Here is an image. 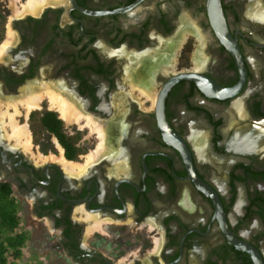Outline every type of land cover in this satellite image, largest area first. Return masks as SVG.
Here are the masks:
<instances>
[{
  "label": "flooded vegetation",
  "instance_id": "af4514ba",
  "mask_svg": "<svg viewBox=\"0 0 264 264\" xmlns=\"http://www.w3.org/2000/svg\"><path fill=\"white\" fill-rule=\"evenodd\" d=\"M61 1L12 16L0 98L58 83L104 142L70 171L0 119V184L33 243L72 264H264V0H218L217 30L214 0Z\"/></svg>",
  "mask_w": 264,
  "mask_h": 264
},
{
  "label": "rangeland",
  "instance_id": "374dc122",
  "mask_svg": "<svg viewBox=\"0 0 264 264\" xmlns=\"http://www.w3.org/2000/svg\"><path fill=\"white\" fill-rule=\"evenodd\" d=\"M21 2L24 3L25 0H20V2L17 3V7H21ZM55 2H57V1H55ZM55 2H49V3L43 4L38 10H35L34 13L41 11L45 6L52 5V4L55 5ZM62 3H66V0L65 1L63 0ZM13 10L14 9H13V5H12L11 0H0V43H4L6 41V38H8L9 30L14 31L11 28L10 23L12 22V16L17 15L18 13L14 12ZM27 12H30V11H25V10L23 11L22 10L20 13L26 14ZM20 13H19V15H20ZM30 13H32V12H30ZM12 33L14 35V32H12ZM14 37H13V39H14ZM179 54H180V49H178L177 55H179ZM46 83H48V82H46ZM51 84H53V83H51ZM34 87H35V89H38L41 86H39L37 88H36V86H34ZM3 99L4 98H0V103H2V104H0V111L5 110L4 105L6 104V102ZM44 104H46L47 108H48L47 101H44L42 103V108L40 110L32 111L27 116V118H25V114H24L25 112L23 111V109L20 108V111H21L20 115L21 116L17 117V121L20 124H23L24 122L28 123V127L30 129L31 138H32L31 139V146H30L31 151L34 148V146H36L35 150H37V152H36L37 157L41 158L42 156H39V155H41V154L43 155V153H46V155H47L46 157H43V158H49L50 159V156H51L50 154L58 156V154H59L58 150H57V148L53 142V139H56L60 145H62V146H65V145L68 146L69 145L71 148L70 149L71 154H72L71 158L67 157V151L68 150L65 151V154H64V150H63L62 154L65 158L73 160V161H79L73 155L78 150L82 151V148L84 149L87 143L90 144V142H92V140H94L93 136L94 135L97 136V134L94 131L90 130L88 126L83 125L84 119H82L80 121V124L82 126H80L77 123L67 125L63 120H61L58 117V113L56 111L51 110L52 114H54V116H56V118L60 120V128L58 131L59 137H58L56 134H54L53 132H51L50 130L45 128L41 122V119H40L41 114L44 113L45 111H47L46 110L47 108H45V107L43 108ZM48 110H50V109L48 108ZM88 117H90V116H88ZM2 121H4V124H5L6 120L2 119ZM77 126H78L79 130L77 129ZM99 126H100V124H99ZM5 127H6V124H5ZM98 140H99V138L97 136V142H98ZM74 143L79 144V147H74L73 146ZM28 151H30V150H28ZM16 215L18 217L17 226L11 232L4 230L2 232V235H1L0 241L3 243V246L5 247V251L3 253V257H4L5 262L3 264H72L65 257H63L62 254L57 253V252L46 251L45 247L37 246L36 244H34L33 240L37 237L36 234H33V232L29 230V228H31V226L28 225L29 224L28 222H25L23 216H21L18 213ZM92 232H93V230L90 231L88 234H90ZM18 234L23 235V244L19 247L9 246L7 243V239L11 236H15ZM93 234H95V233H93ZM93 234H91V235H93ZM106 238L107 237L104 234L103 240L105 241ZM121 247H122V245L115 244L114 250L122 252Z\"/></svg>",
  "mask_w": 264,
  "mask_h": 264
},
{
  "label": "bare ground",
  "instance_id": "6f19581e",
  "mask_svg": "<svg viewBox=\"0 0 264 264\" xmlns=\"http://www.w3.org/2000/svg\"><path fill=\"white\" fill-rule=\"evenodd\" d=\"M45 1H47V0H25L24 3L21 2V7H22L21 8V7H17V3L20 2V0H11L12 5H13V9H14L13 11L18 13L17 15H19V13L22 10L35 12V10H38L43 5V3ZM22 13H20V14H22ZM11 31L9 30L8 38H6V41L4 43H0V58L3 56L5 45L7 43L11 42V40L14 37V35L12 33L13 31L12 32ZM195 58H197V57H195ZM160 65H161V63H160ZM145 80H144V82H145ZM147 82L148 81H146V83ZM40 86L41 87H39L38 89H35V87H32V86L24 87L20 90V93H19V95H17V97L12 98V99L11 98L5 99V102H6V104L4 105L5 110L0 111V119L6 120L5 124L9 128L8 134H6V136H8L11 139H14L18 144H23L26 150H30L32 138H31L30 129L28 127V123L24 122L23 124H20L17 121V117L20 116V114H21L20 108L23 109V111L25 112L24 113L25 118H27V116L32 111L40 110L42 108V103L44 101H47L48 108L50 110L56 111L58 113V117L61 120H63L67 125L77 123L80 126H82L80 124V121L82 119H84L83 125H86L89 127L90 130L97 132V136L99 137V144H98V147L96 148L97 151L89 154L88 157H86L87 159L91 158V160H92V158L95 157V156L93 157V155L95 153L97 154V152H99L103 146V142H104L103 136L104 135H103L101 126H99V124L97 122H95V120H93L91 117H88L85 114H83V112L80 110V108L74 102H72V100H70L68 97L66 98L64 96L65 95L64 92L60 89V85L58 83H54V84L42 83ZM151 101H152V99H151ZM0 104H2V103H0ZM53 142H54L59 154H58V156L50 154L51 155L50 158L52 160H55L58 163H61L65 169L70 170V171H74L75 169H82V166H79L73 160H68L63 156V154H62L63 148L59 144V142H57L56 139H53ZM184 153H185V151H184ZM39 156H41V155H39ZM87 159H86V161H88ZM94 229L95 230L99 229L100 231H102V229H100L99 225H95V226H93V228H89L88 231L90 232Z\"/></svg>",
  "mask_w": 264,
  "mask_h": 264
},
{
  "label": "trees",
  "instance_id": "16d2710c",
  "mask_svg": "<svg viewBox=\"0 0 264 264\" xmlns=\"http://www.w3.org/2000/svg\"><path fill=\"white\" fill-rule=\"evenodd\" d=\"M41 122L45 128L53 132L59 137L60 120L52 114H47L41 119ZM70 147H67V157L71 158L72 154ZM18 224V217L16 215V204L14 200L9 196V190L3 184H0V239L4 230L12 231ZM7 243L11 247H19L23 244V235L11 236L7 239ZM5 247L0 241V264L5 262L3 253Z\"/></svg>",
  "mask_w": 264,
  "mask_h": 264
},
{
  "label": "water",
  "instance_id": "95a60500",
  "mask_svg": "<svg viewBox=\"0 0 264 264\" xmlns=\"http://www.w3.org/2000/svg\"><path fill=\"white\" fill-rule=\"evenodd\" d=\"M73 3H74V1H73ZM213 4L215 5V10H216V12L213 14V12H211V14H213L214 15V17H212L213 18V20H212V24H213V26H214V28L216 29V26H217V23H215V20L218 22V20H220L219 19V16L222 18V12H221V10H220V7H219V4H218V0H214L213 1ZM214 5H212V6H214ZM217 15H218V17H217ZM224 27V26H223ZM225 30H226V27L224 28ZM217 30V29H216ZM222 30V29H221ZM9 51V47H7L6 48V51L5 52H8ZM191 75L190 74H181V75H178L176 78H175V80L176 79H178V78H180V77H186V78H189ZM174 81V80H173ZM166 87H168V86H166ZM224 92H228V91H224ZM160 120H161V126H162V129H163V131H164V135H165V138H169V136H170V138L172 139V140H174V144L176 145V146H183V148H184V151H185V156L188 158V159H190V156H189V152H188V149H187V147L185 146V144L181 141V139L178 137V135H176L173 131H171L170 130V128H169V126L167 125V123L165 122V119H164V116H163V114H161L160 115Z\"/></svg>",
  "mask_w": 264,
  "mask_h": 264
}]
</instances>
